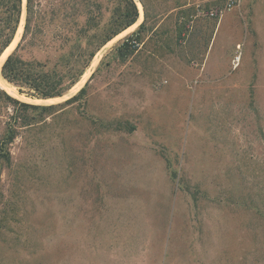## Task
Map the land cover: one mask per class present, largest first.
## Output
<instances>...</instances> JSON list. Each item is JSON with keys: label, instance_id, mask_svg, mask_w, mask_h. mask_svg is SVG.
Wrapping results in <instances>:
<instances>
[{"label": "rangeland", "instance_id": "374dc122", "mask_svg": "<svg viewBox=\"0 0 264 264\" xmlns=\"http://www.w3.org/2000/svg\"><path fill=\"white\" fill-rule=\"evenodd\" d=\"M134 1L140 22L77 91L19 99L56 106L86 86L9 147L0 264H264V0ZM64 2L40 0L35 15Z\"/></svg>", "mask_w": 264, "mask_h": 264}, {"label": "trees", "instance_id": "16d2710c", "mask_svg": "<svg viewBox=\"0 0 264 264\" xmlns=\"http://www.w3.org/2000/svg\"><path fill=\"white\" fill-rule=\"evenodd\" d=\"M103 2L111 5L107 23L101 27ZM40 0H26L25 22L19 43L1 66V76L26 97L47 100L63 97L90 67L96 53L109 41L133 24L139 17L134 0H65L60 8L52 6L48 19L35 15V5ZM23 0H0V56L10 46L20 24ZM76 27L68 32V27ZM56 27L60 32L47 36L44 30ZM128 37L117 49L124 58L129 41L139 33ZM37 50L45 53V59H24L21 51ZM93 76V75H92ZM87 85V84H86ZM86 86L75 96L60 105L40 106L22 102L0 89V113L5 109L6 121L0 135V167L10 164L9 147L21 129L34 128L57 108L82 103ZM1 116V114H0Z\"/></svg>", "mask_w": 264, "mask_h": 264}, {"label": "bare ground", "instance_id": "6f19581e", "mask_svg": "<svg viewBox=\"0 0 264 264\" xmlns=\"http://www.w3.org/2000/svg\"><path fill=\"white\" fill-rule=\"evenodd\" d=\"M139 7V11H140V16L138 17L137 19V23L136 24H133L131 27H129L128 29H126L122 34H119L117 35L114 39H112L108 44H110L111 42H113L114 40H116L118 37H120L121 35L127 33L128 31L132 30L141 20L142 18V12H141V7ZM21 30H22V21L21 23L19 24V27H18V31L16 33V36L14 37V40L13 42L10 44V46L5 50V52L2 54V56L0 57V69H1V65L6 57V54L8 52V50L10 48H12L17 40L19 39V36H20V33H21ZM107 44V45H108ZM99 55V54H98ZM99 57V56H98ZM99 60V59H98ZM97 61V58L95 57L93 59V64L94 62ZM92 64V63H91ZM89 75V71H87L82 77L81 79L79 80V82H77L71 89L70 93H73L75 91H77L81 86L82 84L84 83V81L86 80V78L88 77ZM0 88H3L5 91H7L10 95H13L15 97H17V99H25L22 95H19L16 88L14 86H12L11 84H9L6 80H4L1 76V70H0ZM28 100V99H27ZM52 100H57V99H52ZM52 100H33V102L37 101V102H43V101H52Z\"/></svg>", "mask_w": 264, "mask_h": 264}, {"label": "built area", "instance_id": "2783aa9c", "mask_svg": "<svg viewBox=\"0 0 264 264\" xmlns=\"http://www.w3.org/2000/svg\"><path fill=\"white\" fill-rule=\"evenodd\" d=\"M241 0H227V5L229 8H232L233 6L240 3ZM211 15H214V12L210 13Z\"/></svg>", "mask_w": 264, "mask_h": 264}, {"label": "water", "instance_id": "95a60500", "mask_svg": "<svg viewBox=\"0 0 264 264\" xmlns=\"http://www.w3.org/2000/svg\"><path fill=\"white\" fill-rule=\"evenodd\" d=\"M25 2H26V0H25ZM2 54H3V53H2ZM2 54H1V55H2ZM10 54H11V53H10ZM10 54H9V55H10ZM9 55H8V56H9ZM8 56H7V57H8ZM7 57H6V58H7ZM6 58L4 59V61L6 60ZM4 61H3V63H4ZM3 63H2V65H3ZM2 65H1V66H2ZM0 70H1V69H0ZM0 89H1V88H0ZM60 98H61V97H60Z\"/></svg>", "mask_w": 264, "mask_h": 264}]
</instances>
